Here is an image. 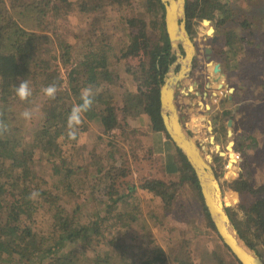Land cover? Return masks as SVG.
Returning a JSON list of instances; mask_svg holds the SVG:
<instances>
[{"label":"trees","instance_id":"obj_1","mask_svg":"<svg viewBox=\"0 0 264 264\" xmlns=\"http://www.w3.org/2000/svg\"><path fill=\"white\" fill-rule=\"evenodd\" d=\"M240 1L186 0L189 34L195 35V21L207 20L214 22L216 31L224 29L226 52L244 54V59L235 63L238 71L252 63L260 65L264 60V36L253 42L259 31L252 21L235 19ZM116 5L130 14L123 19L129 44L118 52L114 50V38L107 42L100 35L94 42L88 34L78 41L83 51L77 56L72 46L57 34V19L73 11L83 18V15L92 17L105 7ZM165 15L161 0H0V120L8 125V131L0 135V264H241L221 239L225 249L222 255L211 251L202 257L186 250L171 262L160 245L142 254L135 253V243L129 245L130 241H137L135 235L139 233L131 228L140 219L137 188L149 192L168 213L177 206L176 197L182 186L193 189L208 230L219 238L195 172L177 148L184 169L175 187L153 180L131 187L128 194L118 195L114 189L117 182L114 172L118 167L110 164L109 155L128 135L130 119L146 116L149 131L164 132L170 140L160 114V88L175 60ZM246 47H252L257 55L245 51ZM131 59H140L139 64L125 65L123 71L132 75L137 92L129 94V99L119 100L113 89L119 82V66ZM227 63L229 67L230 61ZM258 75V71L250 74L255 78L254 84ZM20 80H27L32 88L33 95L28 101L15 95ZM53 83L58 92L55 99H50L42 89ZM89 85L95 93L94 104L83 117L77 140L72 141L67 137V118L72 106L81 102V90ZM234 101L239 102L236 97ZM36 107L40 114L31 120L22 117L25 109ZM230 114L231 111H226L224 116ZM92 123L101 125L100 141L104 135L115 133L105 147L97 142L88 167L71 165L64 173L60 162L68 163L64 162L63 151H70L67 146L74 145ZM37 154L43 164L39 172L35 168ZM230 159L234 162L232 154ZM227 163L219 154L214 158L212 165L220 183ZM46 175L51 178L54 191ZM227 176L236 193H229L226 204L227 200L230 204L236 202L238 194L246 196L247 191L256 198L241 207L243 218L230 208L227 211L243 240L264 257V184L252 185L249 179H240L231 170ZM33 191L39 195L29 199ZM82 191L85 197H81ZM102 191L107 197L102 196ZM80 203L90 206L86 210L90 220L79 218V210L86 209ZM43 212L49 215V229L44 238L33 229L35 219ZM149 217L158 221L159 228L164 227V215L151 213ZM165 236L169 242L181 241L186 245L195 241L189 231L177 228L167 231ZM103 246L109 247V251L100 252Z\"/></svg>","mask_w":264,"mask_h":264},{"label":"rangeland","instance_id":"obj_2","mask_svg":"<svg viewBox=\"0 0 264 264\" xmlns=\"http://www.w3.org/2000/svg\"><path fill=\"white\" fill-rule=\"evenodd\" d=\"M238 4L240 8L236 12L235 19L241 22L245 20L252 21L253 26L257 31H259L256 33L253 42L263 37L264 0H241L238 2ZM249 11L252 12L250 13ZM83 16L84 18L73 11L71 14L57 19L59 21L57 24L59 32L57 31V34L61 36V39L64 40L63 42L72 46L73 54L77 56L81 54L83 49H79L78 41L80 40L81 36L88 34H90V38L92 40H94L96 37H99L100 35L106 37L107 42H109L111 38H114L113 43L115 44L114 50L116 52L120 51L123 47L129 44V38L126 36L127 31H125L126 26L123 23V19L127 16H130L126 10L120 9V7L116 5L112 7H105L99 13H95L92 17H90V15ZM193 29L195 31V35L193 37L191 36V38L194 41V44L197 46L200 70H202L206 76H212V70L214 71L215 65L222 64L221 67H223V72L226 74V79L228 80L226 83L230 86V88L235 89L234 96L236 97V92L244 96V94L247 92L246 87L248 86L249 82L247 83L244 79H240L236 74V71L233 70V65L236 63V61L239 62L240 60L244 59V54L240 52L239 54L226 52L224 48L225 38L223 37L225 36V31L224 29L216 31L214 22L207 23V25H205L204 22L195 21L193 23ZM209 29L214 30V32L211 34ZM94 32H97V34H94ZM49 34L52 35L53 33L49 32ZM210 50L216 54L214 56L212 53L211 55H207L206 52ZM245 51H252L249 53L257 55V53L254 52L256 50H252V47H246ZM208 56L210 57L208 58ZM139 60L131 59L128 61V64H126V62H122V65L119 66V82L113 88L118 94L119 100L129 99V94H135L137 92L136 84L133 81L132 75L124 72L123 70L125 69V65H138ZM228 61L231 63L229 67L227 65ZM263 62L264 60L260 63V65ZM260 70L263 72L264 66H261ZM64 71L65 69H62L63 73ZM262 75H264V72ZM262 77L264 82V76ZM191 82L192 81L190 80L186 81L179 88L176 101L182 122L186 126L187 130L193 135L194 139L204 146V155L210 157L213 164L215 156L217 154L220 155V153H224L225 156L221 157H223L224 160H227L229 164L231 159L229 157L228 149L232 150L233 154H241L242 161L236 162L235 168L229 167L226 169L224 171L223 178H221L225 202V199L229 193H236L231 186V180H229V176H227L228 172L230 170L237 172L238 178L241 179V176L245 175V172L249 171L247 170L246 164L251 168V164H261L262 161H264V152L259 150L256 154H254V156H251L252 160L251 158L247 160V158H245L247 156H244L245 154L243 155L244 150H246V146H241L244 145L242 144V141H239V145L237 146L238 143L236 130H232L233 136L228 135L229 129L227 128L226 124L229 115L224 116L222 111H224L228 106H232L234 109L237 107V102L234 101L230 103L227 101V98H225V96H227V89H222L221 81L218 82L217 85H213V89L211 91L212 93L215 92L218 96L208 97L206 100H203L200 96V93L204 91L203 86L199 87L198 94L196 90L192 88V92H189L188 94L189 96L184 97L182 95L183 91L185 93L187 92L186 86L190 85ZM262 84V81L258 82V84L254 85L252 90H250L251 88L249 89L250 91L248 93V98L250 101L246 102L248 106L245 105L244 108H249L253 111L262 109L263 104L261 98L264 96V86H261ZM216 88L223 90L221 91V94H219V90H216ZM243 105L244 103L241 105L242 108ZM205 106H207L206 108L209 110L205 109ZM255 115L259 116L257 113H255ZM260 123L261 121L258 122V124H255V127H253L251 130L254 131L255 129H258L257 126H260V129H262V124ZM100 127L101 125L99 123H92L89 125L88 130L80 135L79 140L74 145L67 146V148L71 147L70 151H63L64 162L68 163L63 165V163L60 162L61 169H63L64 173L66 170L72 167L71 165H84L85 168L88 167L90 155L94 152L98 141L102 143V147H105V142H107L115 132L104 135V137L102 136L104 139L100 141ZM255 131L256 135L262 134L257 130ZM149 137V132L146 129L137 130L129 126L128 135L126 136L125 140L120 141L116 151L109 155L110 164L114 166L117 165L118 167L114 172L117 181L114 189L117 190L118 195L128 194L130 193L131 187H140V185L146 181L158 180L160 177H162V174H164L162 159L154 155L152 146L149 145ZM231 143L232 145L230 147ZM68 159L70 161H67ZM49 167L50 165H46V168ZM35 168L37 169V172L43 169V164L41 163L40 156H38V154L35 158ZM120 171L124 173V176L121 175ZM47 176L48 175H46L48 183L51 189L54 191L52 188L53 182L51 178ZM175 178L176 179L174 181L176 182L170 181V185L174 187L180 182L179 176H176ZM260 179L264 181V174H261ZM136 190L135 197L137 198L140 206L138 212L140 219L138 222H136V224L132 225L131 228L138 231L139 233H136L135 235H138L137 241L129 242V245L135 243L134 245L136 246L135 248L137 251L135 253L142 254V252L145 250L150 252L153 248L160 245L164 248L169 262L173 261L177 254L183 253L186 250L192 251L202 257L211 251L215 252L218 256L223 254L225 249L222 245V242L220 238L208 230L203 220L200 202L193 189L186 186L181 187V190L176 197L177 206H174V211L170 213H168V209L162 210V204H160L156 198L152 197L149 192L142 191L140 188H137ZM246 194V196H240L238 194V200L236 202L230 204V200H227V204L229 205L225 203L227 208L233 210L240 218L244 217V211L242 208L248 206L252 201H255V198L250 194V192L247 191ZM85 196V191H82L81 197ZM102 196L107 197L105 191H102ZM79 206H83V210L86 207L85 211L79 210V218L81 221L90 220V215L86 212V210H88L90 207L88 203H80ZM151 213L165 216L163 218L164 227H158V221H154V219L149 217ZM48 221L49 215L44 214V212L42 214H38L37 218L35 219L33 229L39 237L44 238V235L47 233V230L49 229ZM174 228H177L180 231H189V235L192 236V238H195L193 244L186 245L181 241H167L165 236L166 232L173 230ZM109 249V247L103 246V248H101L99 251H102L103 253L104 251H109ZM88 255H90V252Z\"/></svg>","mask_w":264,"mask_h":264},{"label":"water","instance_id":"obj_3","mask_svg":"<svg viewBox=\"0 0 264 264\" xmlns=\"http://www.w3.org/2000/svg\"><path fill=\"white\" fill-rule=\"evenodd\" d=\"M161 2L166 10L165 22L171 51L177 59L170 65L160 88V114L165 131L194 170L204 204L219 238L239 263L264 264V257H260L249 247L230 219L224 202L223 188L213 168L212 160L204 155V146L194 139L182 122L176 101L177 93L180 84L190 76L197 49L187 30L186 0H161ZM204 23L209 21L204 20ZM178 67L180 70L176 72ZM216 67L218 73L219 67L218 65ZM219 80L220 78L215 79L217 82ZM230 91L232 92V89ZM231 125L232 120H229L228 126ZM220 156L225 154L220 153Z\"/></svg>","mask_w":264,"mask_h":264},{"label":"crops","instance_id":"obj_4","mask_svg":"<svg viewBox=\"0 0 264 264\" xmlns=\"http://www.w3.org/2000/svg\"><path fill=\"white\" fill-rule=\"evenodd\" d=\"M237 53L239 54V52ZM261 62L262 61H260V63ZM233 66H234L233 70L236 71V74L238 75V77L240 79L241 78L244 79L247 83L248 82L249 83H248V86L246 87L247 92L244 94V96L236 92L237 94L236 98L237 100H239V102H237V107H235L234 109L232 108V106L226 107L227 109H229L228 111H231V114H232V111L234 112L232 115H234L235 117V118L233 117L232 125L230 127L228 126V129H229L228 135H229V132H231L229 136H233L232 130H236L237 143H238L237 146L239 145V141H242V144L244 145H241V146H244V147L246 146V150H244L243 155L245 154L244 156H247L245 157L247 158V160L250 158L252 160L251 156H254V154H256L259 150H262V152H264V138H263L264 136V98H261L262 99L261 101L263 104L262 109L253 111L252 109L244 108V106L245 105L248 106V104L246 103L250 101V99L248 98V93L250 90H252L254 85L258 84V82H261V81L264 84L262 80L263 79L262 76H264L262 74L264 71L262 72V70H260L261 66H264V62L262 65H255L254 63H252V64H249V66H243L241 69L239 68V71L235 64ZM257 71L259 72V75H258L259 77L257 78L258 81L254 84L253 82H255V78L251 77L250 74L255 73ZM263 84L261 86H264ZM243 103H244L243 105L244 109L241 107ZM206 107L207 106H205V109H208ZM255 113L259 114V116H256ZM260 121H261L260 124H262L261 126L262 129H260V126H257L258 129H255V130H257L259 133H262V134L260 135L258 133L259 135H256V131L255 130L252 131L251 129L255 127V124H258V122ZM129 125L132 128H135L137 130L146 129L149 132V136H150L149 145L152 146L154 155L162 159V166L164 170L163 172L164 174H162V177H160L156 181L162 180L161 182H164L166 184L169 183L168 185L171 184L170 181L176 182L174 181L176 179L175 177L181 176V171L182 169H184V163H183V159L180 153L177 151L174 144L170 142L171 140L167 138L164 132H153V131L150 132L149 131L150 122L146 116H143L139 119H130ZM251 166L252 168L250 166H247L246 164L247 170L249 171L246 170L247 172H245V175L241 177L249 179L250 183L255 186H260L264 184V181L260 179L261 174H264V161H262L261 164L259 163L258 164L256 163L255 165L251 164ZM251 171L253 174L251 173Z\"/></svg>","mask_w":264,"mask_h":264},{"label":"clouds","instance_id":"obj_5","mask_svg":"<svg viewBox=\"0 0 264 264\" xmlns=\"http://www.w3.org/2000/svg\"><path fill=\"white\" fill-rule=\"evenodd\" d=\"M43 94L50 98L55 99L58 92V88L55 83L48 85L42 89ZM15 95L21 101H28L33 95L32 88L27 80H20L19 84L15 88ZM95 93L91 85L85 87L81 90L80 103L72 106L71 111L68 115V125H67V137L69 140H77L79 134V126L83 123L84 115L91 110L94 104ZM40 114L39 107L25 109L21 115L26 120H31L34 115ZM8 131V125L0 120V135ZM230 157V156H229ZM39 195L37 191H33L29 195V199H34Z\"/></svg>","mask_w":264,"mask_h":264},{"label":"flooded vegetation","instance_id":"obj_6","mask_svg":"<svg viewBox=\"0 0 264 264\" xmlns=\"http://www.w3.org/2000/svg\"><path fill=\"white\" fill-rule=\"evenodd\" d=\"M191 36V35H190ZM196 46V45H195ZM196 49H197V46H196ZM182 53H183V51H182ZM207 53V55H211V53L213 54V56L216 54V53H214L212 50H210V51H207L206 52ZM171 55L172 56H175V54H172V51H171ZM198 50H197V53H196V56H195V58H194V61H193V67H192V70H191V73H190V76H189V78L188 79H186V80H184L181 84H180V87L186 82V81H192L191 82V84L190 85H188V86H186V93L183 91L182 93V95L184 96V97H187V96H189L188 94H189V92H192L191 90H192V88L194 89V90H196V92H197V94L199 93V87L200 86H203L204 87V91L202 92V93H200V96H201V98L203 99V100H206L208 97H212V96H215V97H217L218 95L217 94H215V92H211L212 91V89H213V85H217V83L218 82H222V89L224 88H226L227 89V96H225V98H227V101L228 102H230V103H232V102H234V99H235V96H234V94H235V89H232V88H230V86L226 83V82H228V80L226 79V74L223 72V67H221V65L220 64H217L218 65V67H219V72L218 73H216V72H214L213 70H212V76H206L205 74H204V72L202 71V70H200V67H199V61H198ZM212 56V57H213ZM210 56H208V58H209ZM177 59H176V56H175V60H174V62L176 61ZM173 62V63H174ZM172 63V64H173ZM171 64V65H172ZM170 67V66H169ZM180 70V68L178 67L177 69H176V72H178ZM218 78H220V80L217 82V81H215V79H218ZM179 87V88H180ZM220 90V91H223V90ZM233 90L232 92L230 91V90ZM216 90H218L217 88H216ZM232 94V95H231ZM177 97H178V93H177ZM184 99H186V98H184ZM209 110V109H208ZM229 109H225L224 111H222L223 113L222 114H224L226 111H228ZM234 112L232 111V114H233ZM232 114H230L229 115V117H228V120H227V124H226V126H227V128H228V122H229V120L230 119H232V121H233V117H234V115H232ZM235 118V117H234Z\"/></svg>","mask_w":264,"mask_h":264},{"label":"built area","instance_id":"obj_7","mask_svg":"<svg viewBox=\"0 0 264 264\" xmlns=\"http://www.w3.org/2000/svg\"><path fill=\"white\" fill-rule=\"evenodd\" d=\"M240 161H242V159H241V154H240V153H235V154H234V162H233V163L230 162L229 164L227 163V165L225 166V170L228 169L229 167H230V168H231V167H234V168H235V164H236V162H240Z\"/></svg>","mask_w":264,"mask_h":264},{"label":"bare ground","instance_id":"obj_8","mask_svg":"<svg viewBox=\"0 0 264 264\" xmlns=\"http://www.w3.org/2000/svg\"><path fill=\"white\" fill-rule=\"evenodd\" d=\"M210 30V29H209ZM208 30V31H209ZM217 64L215 65V67H214V72H216L218 69H217ZM212 69V68H211ZM219 90V89H218ZM221 90V89H220ZM219 90V94H221V91ZM233 91V90H232ZM231 145H232V143L230 144V147H231ZM229 150V156L232 154L233 156H234V154H233V151L232 150H230V149H228Z\"/></svg>","mask_w":264,"mask_h":264}]
</instances>
